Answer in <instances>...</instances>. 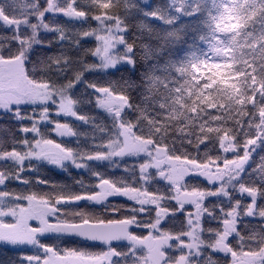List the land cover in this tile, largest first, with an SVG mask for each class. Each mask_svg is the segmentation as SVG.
<instances>
[{
	"label": "trees",
	"instance_id": "trees-1",
	"mask_svg": "<svg viewBox=\"0 0 264 264\" xmlns=\"http://www.w3.org/2000/svg\"><path fill=\"white\" fill-rule=\"evenodd\" d=\"M35 1L0 0V9L12 15L13 19H19L25 16L28 7L37 8ZM234 2L235 0H226V2L225 0H110L112 5L110 13L119 17L121 26L124 28V41L131 49V64L124 63L110 69L95 67L96 60L91 53L97 47V42L93 38H82L85 31L95 27V22L90 17L80 19L49 15L45 17L48 24L42 20L48 28L42 30L37 27L36 33L25 26L16 30L3 22V26H0V48L6 49L13 40H20L21 37L24 48L26 45H31L28 48L34 47L29 55L28 68L36 79H51L57 86H65L74 75L77 58L93 66L91 71L82 73L81 81L70 89V95L77 102L73 109L74 116L77 112L82 114L76 119H66L75 129L74 135L62 139L51 132V124L40 126L44 137L76 150L75 156L81 157L83 167L77 169L66 165L59 170L46 162L27 161L24 162L22 171V176L27 183L20 184L15 179H11L3 190L20 194L30 192L41 194L52 190L54 186L57 191L76 193L91 190L98 176L114 180L122 178L127 181V185L120 187L110 183L109 179H103L102 191L97 192L93 198L110 196L108 191L112 194L123 192L124 195L131 190L144 191L161 198V203L155 204L157 219L159 212L164 211L161 218L163 219L168 213V207L175 209L174 216L165 220L161 227L174 233L184 231L185 211L176 208L170 201L162 200L161 194L169 193V185L163 180L153 179L147 182L150 177L143 178L140 171L137 173V169L133 168L136 161L125 162L119 167L99 160L88 161L104 153L102 147L94 145H100V142L106 138L102 134V126L111 123L107 112L96 104L95 94L89 85L99 83L118 88L130 102V107L125 110L124 118L139 122L141 127V134L131 131L132 134L136 138L148 140L151 143L152 137L157 136L160 141L158 148L164 149L173 159L199 165L212 163L214 160L200 163L197 156L205 159V156L209 154L218 155L216 145L218 142L221 148L220 143L224 137L230 139L235 145L234 137L237 136V142L242 143L246 136L254 134V138L249 139L247 143L251 140H256L257 143L260 136L264 135V110H261L259 105L252 107L253 96L247 94L250 84H246L243 79L244 71H232L231 58L235 57V62L240 68H248L250 72L253 68H259L264 62L262 60L264 16L261 15L264 0H243L240 6L250 5L253 13L249 17L250 23L247 27L242 23L241 14L229 10V6ZM39 4L43 7L44 0H40ZM59 4L66 7L71 5L72 10L71 0H59ZM77 6L88 11L90 16L96 11L94 0H77ZM219 6L223 7L226 15L223 23L216 25V30L232 34L229 37L228 47H222L220 37L212 35L211 16L216 15ZM1 14L3 15V12ZM53 28L56 31H52ZM208 45H211L213 50L209 51ZM217 55L228 57L229 60L217 61ZM56 56L70 59L67 64H61L59 67L53 65L48 72L41 71V64L46 63L49 57ZM251 82L255 83V77ZM257 91H264V89L258 86ZM212 109L215 110L214 113L209 111ZM256 114L260 117L258 121L253 119ZM21 123L22 121L13 119L11 113L0 112V127L7 124L18 128ZM145 136L148 139H145ZM17 138L19 139V134ZM205 139H208L210 143L206 147H199ZM165 141H167L166 144ZM173 145L175 149H179L180 154H175ZM189 155L191 159L188 158ZM217 158L223 159V156ZM0 168L8 171L10 175L15 172V166L7 161H0ZM126 168L127 171H125ZM37 178L48 183L37 184ZM134 180L135 186H133ZM184 183L190 189H211V185L200 177L189 176ZM242 183L250 187L259 185L261 189H264V141L254 146L239 179L235 180L233 187L229 188L230 197L212 195L204 198V206L214 214L204 217L206 229L215 230L218 227L220 207L231 208L234 202L239 200L241 212H243L248 204V197L240 195L234 187ZM39 201L48 203L47 200ZM109 204L133 206L131 201L121 196L109 198ZM152 205L140 207L137 204L138 210ZM70 207H78L100 219L110 215L105 212L104 205L101 203L81 201L78 205ZM256 207L264 208V196L257 199ZM186 209L188 206H185ZM205 211L207 209L204 208V213ZM32 223L35 226V222ZM155 223L154 219L153 225ZM239 230L244 235L257 230L264 231V220L241 215ZM204 238L206 241L211 239L207 232ZM69 239L72 238L46 234L39 237V242L51 243L61 253L78 249L95 256L102 251H107L108 246L104 244L85 248L76 243L66 242ZM233 243L235 244V240ZM7 246H15L18 249L15 253V264H25V261L21 259L24 256L41 254L36 246L21 244ZM4 247L0 245V249ZM139 251L142 256H145L142 246ZM179 251L168 254L170 257H175ZM216 259L219 264H229L231 261L230 256L226 255H216ZM199 264H203V259Z\"/></svg>",
	"mask_w": 264,
	"mask_h": 264
},
{
	"label": "snow or ice",
	"instance_id": "snow-or-ice-1",
	"mask_svg": "<svg viewBox=\"0 0 264 264\" xmlns=\"http://www.w3.org/2000/svg\"><path fill=\"white\" fill-rule=\"evenodd\" d=\"M14 2V0H12ZM226 2V0H225ZM96 11L90 16L88 11L83 10L77 6V0H71L72 15L69 16L66 6H61L59 0H55L53 5H49V0H44L43 7L40 6L39 0L37 3L36 11L42 13L41 19L48 24L45 17L49 15L64 16L67 18H91L95 22V27L89 31L83 33L82 38L87 39L89 36L98 42V46L95 47L91 53L94 57H98L101 61L98 67L108 68L114 66L117 62V57L112 55L115 48L124 43V37L121 34L124 29L121 27L119 17L110 13L112 7L110 0H94ZM243 0H235L234 4L229 6V10L237 12L242 16V23L247 27L250 23L249 17L253 15L251 6L245 4L243 7L240 5ZM52 8L59 9V11H53ZM3 15L9 20H13V16L8 12L0 9ZM226 11L222 6H219L216 11V15L211 16L212 35H218L222 41V47L229 46V37L232 34H226L222 31L216 30V25L223 23ZM261 15L264 16V9L261 10ZM33 26H38L36 18H32ZM0 26H3V20H0ZM63 30V29H61ZM52 31H56L53 28ZM15 34V33H11ZM78 43V41L76 42ZM34 47L25 50L23 45V38L20 40H13L6 49L0 48V112L11 113L13 119L22 121L18 128H13L11 125H5L0 127V161H7L15 166V172L11 175L3 168H0V245H4L3 249H0V264H15V253L18 249L8 247L9 242H27L29 245H35L41 254H34L32 256H24L21 259L25 261V264H59L61 256H63L66 264H99V261L103 260L104 264H148V258L140 254L139 248L142 246L140 241H143L146 236H162L165 237L163 244L159 251L156 253L155 258L159 260V264H196L194 257L203 256V264H219L216 259V253L224 254L231 257L230 264H239L240 259L250 261V264H264V231L257 230L251 232L248 235H244L239 230V220L241 215H248L252 217L264 220V208H257V199L260 196H264V189H261L259 185L249 186L247 184H239L234 187L242 196L248 197V204L245 206L243 212H241V202L235 201L231 208L220 207L219 218L217 220L218 227L215 230L206 229L204 225V217L206 215H214L210 209L206 208L204 204L199 201H187L180 202L173 197L176 195V189L183 192H200L204 193L205 198L212 195H223L230 197L231 192L229 188L233 187L232 181L239 179L243 166L250 159V153L254 150L259 142L264 141V135H261L255 145H248L247 141L254 138V134L245 137L242 143L237 142V136L234 137L233 143L236 145L234 151L224 152L222 148H219L217 142L216 149L218 155H206L205 159H197L200 163H205L209 160H214L215 165L218 167L224 166V161L229 159L241 158L245 151L247 152V159L244 161L240 170V175L234 177L233 175H226L223 177H210L201 175L199 172H188L185 174L181 181L178 183H172L167 180H163L169 185V193H162V200L170 201L172 204L179 208L181 211H185L186 205H191L190 209L185 211V230L180 233H174L170 230H165L161 227L165 220L170 216H174L175 209L168 207V213L163 219L156 218V206L144 208L138 210L136 202L130 199L127 195H121L113 193L106 197H95L97 192L102 191L101 181L103 179L99 177L94 185L91 186V190L80 191L71 193L63 190L57 191L54 186L52 190L46 193H15L7 190H3L5 185L11 179H15L18 183H27L23 176L22 171L24 168V162L30 158H45L55 164H61L62 162H70L77 169L82 168V164L76 162L74 159H66L64 153H69L72 156L76 155V150L67 148L61 143L54 142L52 139L46 138L41 133V124H51V132L60 138H70L74 135L75 129L67 121L56 120L53 117L66 116L67 113L73 111L76 100L70 95V89L74 88L77 83L81 81L82 73L92 70V65L82 61V59H76V67L74 68V75L71 80L66 83L65 86H57L51 79H36L28 68L29 55L32 53ZM131 51V49H129ZM19 57V60H17ZM70 58L64 56L49 57L47 62L41 64V71L48 72L52 69L53 65L59 67L61 64H67ZM220 59L229 60L228 57L216 56V60ZM232 60V71L239 72L244 71L243 77L246 84H250L247 89V94L252 95L254 103L252 105L255 108L259 105L261 110H264V91H257V87L260 86L264 89V62H262L259 68H253L251 72L248 68L241 69L239 64L235 62V57ZM264 60V57H262ZM15 63H8V62ZM255 63V62H254ZM15 69L18 73L19 80L29 87L35 85H47L49 96L44 101H33L24 98L19 90L18 86L9 76V70ZM255 77V83H252V79ZM92 92L95 94V102L99 107L107 112L111 118V123L103 127L102 134L105 135V139L100 142V145H94L102 147L104 153H108L109 146L118 148L122 141L121 125L130 127L131 131L141 134V127L139 122L126 120L124 113L127 108L130 107V102L126 96L116 87L107 84H94L89 85ZM123 97L124 100L119 99ZM126 101V102H125ZM25 102H40L43 107L35 109L30 113H24L21 111V105ZM186 102H188L186 100ZM214 113L215 110H209ZM82 114L77 112L73 119L81 117ZM254 121L260 119L256 114L253 117ZM61 126L67 128L65 131ZM19 134V139L17 138ZM203 135V133L201 134ZM31 137V138H29ZM148 139L147 136L144 137ZM50 141L47 149L43 148V142ZM159 139L157 136L152 137V143L148 145L149 151L159 146ZM167 141H165V144ZM210 141L205 139L199 147H206ZM58 145L59 147H54ZM175 149V145L172 146ZM10 153H19L22 156L28 158L20 161L14 158ZM170 154L172 152L170 151ZM175 154H180L179 149H175ZM91 155V154H90ZM223 156V159L217 158ZM125 157L123 154L119 157H113L114 159H120ZM144 159L133 168L139 171L141 164L147 162L150 157L143 156ZM192 157L189 155L188 157ZM96 160L89 159L88 161ZM31 170V169H29ZM127 171V168L125 169ZM155 169H148V175L150 180L153 179L162 180L158 175L153 176L152 173ZM188 176H194L196 178L203 177L209 184H215L216 188L212 191L201 189H190L186 186L184 181ZM37 184H47V181H41L37 178ZM110 183H115L117 187L127 185V181L120 178L119 180L109 179ZM146 182V183H147ZM135 186V180L133 181ZM121 196L127 198L132 202V207H126L125 204H109V198ZM37 200H47L50 206L47 211L37 207L31 215H25L23 209L27 206L29 208ZM81 201H87L90 203H101L104 205V210L110 215L100 219L94 214H89L85 210L78 207H70L71 205H78ZM163 206V204H162ZM197 207H203L207 209L200 220V232L199 242L195 247L189 246L190 237L185 233L189 232L192 225L189 224V220L195 214ZM236 213V226L235 231L225 230V221L232 218L231 214ZM50 213V214H48ZM156 220L153 225V220ZM85 221L88 225L94 224H107L113 222H119L123 228L127 229V235H118L113 232H107L97 228L91 227H74L71 229L50 227L51 225L71 224V225H84ZM129 223H124V222ZM32 222H35V226ZM147 232V235H145ZM205 232L211 237L209 240H205ZM45 233H55L58 237H69L72 239L67 240L69 243H76L85 248H93L100 246L102 243L107 242V251L91 256L87 252L76 250H66L61 253L58 248L51 243H40L39 237ZM139 233V234H138ZM171 237L170 239L167 237ZM223 237V247L217 246V241ZM123 238L124 243H115ZM235 240V244L233 241ZM175 242V243H174ZM175 248L180 250L179 254L175 257H170L167 249Z\"/></svg>",
	"mask_w": 264,
	"mask_h": 264
},
{
	"label": "rangeland",
	"instance_id": "rangeland-1",
	"mask_svg": "<svg viewBox=\"0 0 264 264\" xmlns=\"http://www.w3.org/2000/svg\"><path fill=\"white\" fill-rule=\"evenodd\" d=\"M54 3H55V0H49L50 7ZM70 8H71V5H69L67 7V11H68L69 15L72 14V10ZM35 9H36L35 6H32V7L30 6L26 9V14L24 17L19 18V19H15V20L13 19L11 21H9L7 19L4 23L13 29H16V30L19 29L20 27L25 26L26 28H30V30L33 33L37 32V27H40L42 30H46L48 27L42 23V19H41L42 13L36 12ZM51 10L59 11V9H55V8H52ZM33 17L36 18L38 26H33L32 22H31ZM123 33H124V31L121 34L123 35ZM88 38H92V37L89 36ZM93 39H94V37H93ZM29 46H31V45H26L25 49H28ZM97 46H98V42H97ZM208 48H209V51L213 50L211 45H208ZM129 49H130L129 46L125 43V41L123 44L117 46L115 48V50L112 52V55L117 57V62L114 66H109L106 69L114 68L115 66L121 65L124 63L125 64L130 63L131 51H129ZM17 60H19V57H17ZM95 60H96L95 67H97L99 69H105L103 67H98V65H100V63H101V61L98 57H95ZM0 63H3V62H0ZM8 63H15V62L13 61V62H8ZM8 74H9L10 78L15 82V85L18 86V88L21 91V94L24 98H26L28 100L41 101V102L48 98L49 93H48L47 85H35L32 87H29L28 85L24 84L23 81L19 80L18 73L15 69H10ZM119 99L124 100L121 97ZM41 107H43V105L40 102H25L21 105V111L24 113H30L33 110L39 109ZM73 117H74V112L71 111V112L67 113L66 116L53 117V119L67 121L66 119H71ZM61 127L65 131H68V129L64 128V126H61ZM120 127L128 129L130 131L132 137H133L134 148H133L132 152L123 158L114 159L113 154L115 151H117L120 148V146H121V142H120V146L118 148H114V146L110 145L108 153H103L101 156L96 157L95 159L99 160V161H103V162H108L110 164L114 163V164H116V166H121L125 162L131 163L132 161H136V164H138L139 162H141L144 159L143 156H148V157H150V159L147 162H145L144 164H141L139 167V171L141 172V174H143L142 176H144V177H149V175H148V169L149 168L156 170L155 172L152 173L153 176H157L159 174L158 172H160V173L164 172V174H165L164 180L170 181L174 184L181 181L182 177L185 174H187L188 172H199L201 175L210 176V177H218V176L223 177L226 175H233L234 177H238L240 175V172L238 170L241 169L244 161L247 159V152L245 151L244 155L239 159L225 160L224 166L222 168L216 166L214 161H212V163L199 165V164L194 163V162L173 159V158L169 157L166 154L165 150L162 148L156 147L155 149L149 151L148 145L151 144L150 141L136 138L132 134L130 127H126L124 125H121ZM29 138H31V137H29ZM50 143H51L50 141H44L43 142V148L47 149V147ZM220 144H221L220 146L224 150V152L234 151L236 148L235 145L232 144V141L226 137H224L222 139ZM255 144H256V140H251L250 142H248V145H255ZM54 147L58 148L59 146L54 145ZM9 155H12L14 158H16L20 161H23L24 159L28 158L27 156H22L19 153L9 154ZM64 155H65L66 159H74L76 162L81 163L83 166V160L80 159L81 157L72 156L69 153H64ZM27 161L46 162V163H49L50 165H52L53 167H55L59 170L63 169V167H65L66 165H68L72 168H76L70 162H62L61 164H55V163H53V162H51L45 158H35V159L30 158V159L26 160L25 162H27ZM247 162H246V164H247ZM244 166H243V168H244ZM203 179H205V178H203ZM233 182L234 181H232L231 183L233 184ZM210 185H211V189L208 191H212L216 188L215 184H210ZM176 190H177L176 195L179 196V198L176 200L181 202V201H186V200L190 199V197L185 195V193H183L182 191L179 192L178 188ZM128 193H129V195H133V194L138 193L140 195V197L138 196V201L148 199L150 201H155L158 203L160 202V198L152 196L150 194H147L144 191L139 192V191L135 190V192H134V190H131ZM197 195H202L203 198H205L204 193L199 192ZM218 196L219 197H225L222 194L218 195ZM207 197H209V196H207ZM202 204H203V202H202ZM37 207L47 211V209L50 206L48 205V203H46L44 201L37 200L32 205L31 208L26 206L23 209V212L25 215H31L32 211ZM202 212H203V207H197L196 208L195 215H193V218L191 219L192 227H194V225L196 227V221H195L196 215H201ZM48 214H50V213H48ZM231 216H232V218L230 220L225 221V224L228 226L230 231L234 229L235 220H236V213L233 212L231 214ZM152 237L155 238L154 236H152ZM9 244H16V243L15 242H9ZM25 245L35 246V245H29V244H25ZM59 264H66V261H64L63 256H61V260H60ZM239 264H250V261H247V260H244L241 258L239 261Z\"/></svg>",
	"mask_w": 264,
	"mask_h": 264
},
{
	"label": "flooded vegetation",
	"instance_id": "flooded-vegetation-1",
	"mask_svg": "<svg viewBox=\"0 0 264 264\" xmlns=\"http://www.w3.org/2000/svg\"><path fill=\"white\" fill-rule=\"evenodd\" d=\"M39 2H40V0H39ZM37 3H38V0L35 1V5ZM0 20H3V22H5L7 20V18H5L1 14V12H0ZM111 164L114 165V166H116V164H114V163H111ZM116 167H119V166H116ZM158 173H159L158 176L162 180H164L165 179L164 172H161V173L158 172ZM141 175H143V174H141ZM142 177L144 178V176H142ZM200 178H202V177H200ZM176 193H177V190H176ZM183 193H185V195L189 196L190 199L189 200H186V201H181V202H187V201H194L195 202V201H199L202 204L204 198H203L202 195H197L199 192L192 191V192H183ZM108 194L111 195L112 193H110V191H108ZM118 194L124 195L123 192H118ZM127 196L130 199L134 200L140 207H145V206L150 205V204L155 205V204H160L161 203V198L160 197H158V198H160V202L158 203V202H155V201H150L148 199L138 201V196L140 197V195L138 193L137 194H133V195H129V193H127ZM216 196H218V195H216ZM173 198L174 199H178L179 196L175 195ZM186 206H188V209H190L192 207L190 204L189 205H186ZM163 213H164V211L158 213V215H157L158 219H161L162 218ZM203 213H204V208H203V212H202L201 215H196V219H195V221H196V227L194 225V227H192L189 232L185 233L186 235H188L190 237V241H189V246L190 247H195L197 245V243L199 242V239H200L199 238L200 220H201V217H202ZM184 214H185V212H184ZM185 219H186V216L184 217V221H185ZM191 219L189 220V224H191ZM225 229H226V231H230L229 228H228V226L226 224H225ZM231 231H235V230L233 229ZM145 235H147V233ZM154 237L155 238H153L152 236L148 235V236L145 237V239L143 241H140V244L142 245V247L144 249V252H145V257L148 258V264H159V260H157L155 258V256H156V253L159 251L160 247L162 246L163 240L165 239V237H162V236H154ZM167 238L170 239L171 237L169 236ZM216 243H217V246L223 247L224 246L223 245V237L220 240H218ZM176 250H178V249H175V248H169V249H167L168 253L169 252H174ZM215 255H217V256H219V255L225 256L224 254H220V253H216ZM202 259H203L202 256L194 257V260L196 261V264H199V262Z\"/></svg>",
	"mask_w": 264,
	"mask_h": 264
},
{
	"label": "water",
	"instance_id": "water-1",
	"mask_svg": "<svg viewBox=\"0 0 264 264\" xmlns=\"http://www.w3.org/2000/svg\"><path fill=\"white\" fill-rule=\"evenodd\" d=\"M121 136H122V141H121V146L120 148L114 152L113 157H119L122 154L124 156L130 154L134 148V143H133V139L131 134L129 133V131L125 128H121ZM124 223H129V222H124ZM50 227H58V228H65V229H71L74 227H91V228H97V229H101L107 232H113L116 233L118 235H127V229L122 227V224L119 222H113V223H107V224H94V225H88V222L85 221L84 225H71V224H60V225H51ZM46 234H55V233H45L42 234L46 235ZM120 242H125L123 240V238H121L120 241L118 242H114L115 243H120ZM17 244H28L27 242H15ZM107 245V242L102 243ZM99 264H103V260L101 258V260L99 261Z\"/></svg>",
	"mask_w": 264,
	"mask_h": 264
}]
</instances>
